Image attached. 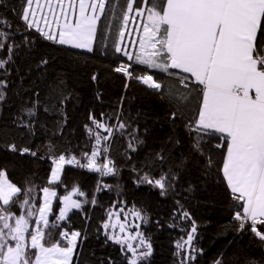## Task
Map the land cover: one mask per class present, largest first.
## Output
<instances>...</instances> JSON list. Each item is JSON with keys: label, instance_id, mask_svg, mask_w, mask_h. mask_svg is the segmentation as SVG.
<instances>
[{"label": "trees", "instance_id": "obj_1", "mask_svg": "<svg viewBox=\"0 0 264 264\" xmlns=\"http://www.w3.org/2000/svg\"><path fill=\"white\" fill-rule=\"evenodd\" d=\"M125 4L126 0H108L107 20L101 18L94 51L88 54L29 29L21 18L25 0H0V32L4 33L0 36L4 64L0 67V172L21 189L9 205L0 202V208L13 215V222L26 216L32 233L44 189L55 190L45 243L65 246L62 234L79 232L73 264H130L133 253L115 243L111 237L118 234L104 225H109L113 214L136 216V211L141 213L137 220L142 222L143 239L152 246L151 255L141 257L138 264L181 260L185 264H264V241L250 230V222L241 229V221L235 219L243 205L223 176L226 149L217 147L226 141L193 130L201 86L177 71L163 73L128 61L122 51H116ZM124 64L134 67L130 80L115 71ZM148 74L162 84L160 93L138 82ZM184 77L188 79L181 83ZM168 89L190 93L188 102L174 103ZM91 118L112 130L107 140L101 139L97 165L109 154L114 174L101 181L99 172L68 166L61 182L51 184L52 158L75 157L87 164L97 147L94 133H99ZM121 123L125 128L119 127ZM25 148L30 155L22 151ZM145 175L153 180L168 177L163 195L158 187L143 182ZM73 190L84 193L79 194L81 207L63 223L61 202ZM25 199L28 204L21 207ZM193 226L196 232L187 261L186 251L177 245L184 244ZM197 252L201 254L193 259Z\"/></svg>", "mask_w": 264, "mask_h": 264}, {"label": "snow or ice", "instance_id": "obj_2", "mask_svg": "<svg viewBox=\"0 0 264 264\" xmlns=\"http://www.w3.org/2000/svg\"><path fill=\"white\" fill-rule=\"evenodd\" d=\"M107 3L108 0H25L21 18L29 29H35L49 41L91 52L101 17L107 20ZM134 4L136 0H126L123 26L118 31L120 43L125 38L130 16L135 12L143 21L136 63L163 73L178 69L190 74L194 84L202 86L198 118L193 130L220 134L221 139L226 141L217 147L226 149L223 176L234 198L243 205L242 213L237 212L235 219L241 221V229L250 222V230L264 241V227H257L264 226V0H140L135 8ZM3 35L0 32V36ZM120 43H117L116 51H123L130 60L133 59L127 50L120 47ZM3 66L0 62V67ZM128 68L129 65L125 64L115 71L130 76ZM140 79L152 89L160 90L162 87L152 75ZM187 79L182 78L181 83ZM183 86L188 87L186 83ZM167 94L178 105L188 102L190 96V93L180 92L179 89H168ZM91 119L97 128L104 129L109 135L101 138L99 133H94L97 147L87 164H80L75 157L66 160L63 155L55 159L53 181L60 179L66 163L87 167L104 175L114 174L111 161L97 165L101 139L107 140L112 130L95 118ZM119 127L123 129L125 125L121 123ZM10 147L13 151L17 150L15 145ZM193 147H198V144ZM22 151L29 150L25 148ZM167 179V176H162L153 180L148 175L142 178L143 182L161 189L162 195ZM20 193L21 189L0 172V201L3 205L12 203ZM79 194L84 195L82 192ZM55 196V191L44 189V206L38 210L39 219L32 233H29L31 225L26 216H18L13 222V215L0 208V264H72L79 232L70 235L64 232L62 235L67 245L63 247L58 242L45 243L43 229L49 226L47 217ZM63 201L60 219H64L72 208L81 207L70 196H64ZM27 204L25 199L21 207ZM135 215L141 217L139 211ZM187 215L185 212L184 216ZM120 231H124L122 224ZM195 232L193 226L191 233ZM140 235L137 233V236ZM111 238L117 244H126L127 250L133 253L130 264H138L141 257L151 255L152 246L144 239L140 240V244L146 250L137 256L129 240L115 235ZM193 238L194 235H188L184 244L177 247L191 246Z\"/></svg>", "mask_w": 264, "mask_h": 264}, {"label": "rangeland", "instance_id": "obj_3", "mask_svg": "<svg viewBox=\"0 0 264 264\" xmlns=\"http://www.w3.org/2000/svg\"><path fill=\"white\" fill-rule=\"evenodd\" d=\"M106 7H107V4H106ZM106 10V8H105ZM102 18V17H101ZM134 21V22H133ZM43 26V25H42ZM142 26H143V21L141 20L140 17H137L135 15V13H132L131 16H130V21H129V25L127 27V29H125V38L123 40L122 43H120V47L123 49V50H127L129 52V54H131L133 56V59H129L128 56L125 55V57L127 58L128 61H135V55L136 53L139 51V40L142 36ZM35 30V29H34ZM36 31V30H35ZM41 34V33H40ZM42 35V34H41ZM43 36V35H42ZM44 37V36H43ZM45 38V37H44ZM53 42V41H52ZM60 45V44H59ZM61 46H64V47H67V48H70V49H73V50H76V51H79V52H84V53H88V54H92L93 51H94V46H95V41H94V44H93V50L91 52L87 51L86 49H77V48H73L69 45H61ZM123 53V51H122ZM152 69V68H151ZM148 75H151V74H148ZM154 78V77H153ZM155 79V78H154ZM156 80V79H155ZM100 156V153L98 155V157ZM98 157H97V160H98ZM55 169V167H54ZM64 170V169H63ZM63 174V172H62ZM62 174L60 176V179L58 181H53L55 183H59L61 178H62ZM51 191H55V190H51ZM56 192V191H55ZM77 191L76 190H73L71 191L70 193H76ZM56 196H57V192H56ZM55 196V197H56ZM52 198V207H51V212H52V209H53V205H54V202L56 200V198ZM55 199V200H54ZM2 202V201H1ZM43 206H44V196H43ZM42 206V207H43ZM51 212L48 214V221H49V218H50V215H51ZM44 231V229H43ZM70 235V234H69ZM79 240H80V235L79 237L77 238V246H76V249L73 253V256H72V264L74 263V259H75V256H76V252H77V248H78V244H79ZM66 243H67V240H65ZM9 243L11 244H14L15 242L13 241H9ZM47 245V244H46ZM67 245V244H66ZM65 245V246H66ZM62 247L64 245H61Z\"/></svg>", "mask_w": 264, "mask_h": 264}, {"label": "flooded vegetation", "instance_id": "obj_4", "mask_svg": "<svg viewBox=\"0 0 264 264\" xmlns=\"http://www.w3.org/2000/svg\"><path fill=\"white\" fill-rule=\"evenodd\" d=\"M137 218L138 217L134 215L120 217L116 214L115 215L113 214L109 222V227H111L113 233L118 234L117 237H119L122 240H128L129 237H135V239H131L132 241L129 242L132 244L133 248L136 249V253H139L141 250H144V248H142V245L140 244V240L143 239L142 231H140L141 234L140 236L136 235L138 231L137 223L139 222ZM117 220H119V223H117ZM121 224L124 226V231H126L127 233L126 237L120 236ZM121 245L127 246L126 244H121Z\"/></svg>", "mask_w": 264, "mask_h": 264}, {"label": "built area", "instance_id": "obj_5", "mask_svg": "<svg viewBox=\"0 0 264 264\" xmlns=\"http://www.w3.org/2000/svg\"><path fill=\"white\" fill-rule=\"evenodd\" d=\"M124 65H125V64H124ZM126 65H129V64H126ZM133 69H134V67L131 66V65H129L128 71H129V73L131 74L130 76L125 75L123 72H118V73L124 75L128 80H130V79H132V77H133V74H132V73H133ZM153 79H154V78H153ZM138 82L142 83L147 89H149V90H151V91H154V92L160 93L161 90H162V87H161L160 90H156V89H152V88H150L149 86L145 85V84L142 82V79H138ZM27 154L30 155L31 152H30V151H27ZM55 159H56V158H52V159H51V162H52V164L54 165V167H55V164L53 163V161H54ZM109 161H111V165H110V166L113 167V160H112V158L110 157V155L108 154V155L104 158L103 163H108ZM67 166H69V167L72 168V169H78V168H79V166H78L77 164H68V165L65 164L63 169H65ZM86 168H87V167H86ZM87 169L90 170L89 168H87ZM110 177H111V175H104L102 172H99V179H100L101 181H105L106 179H108V178H110ZM50 182H51V184H58V183H55V182L52 181V176H51V180H50ZM101 192H102V190L99 188V190H98V194H100ZM199 254H201V252H197L196 255H195V257H194V259H195ZM179 264H185V261H184V260H181V261L179 262Z\"/></svg>", "mask_w": 264, "mask_h": 264}, {"label": "water", "instance_id": "obj_6", "mask_svg": "<svg viewBox=\"0 0 264 264\" xmlns=\"http://www.w3.org/2000/svg\"><path fill=\"white\" fill-rule=\"evenodd\" d=\"M103 124H105V123H103ZM97 129H98V132H99L101 135H103V136H108V135H109L107 132L104 131V129H100V128H97ZM68 196H70L72 200H76V201H77V198H78V199L80 198L79 193L69 194ZM77 202H78V201H77ZM61 203H62V208H63V207H64V201H63V199H62V202H61ZM75 211H77V208H72L70 211L67 212L66 217H65L64 219H61V221H62L63 223L66 222V221L70 218V216H71ZM59 218H60V217H59ZM141 227H142V222L139 221V222L137 223V228H138L137 233H140V231H141ZM5 231H7V230H5ZM137 233H136V235H137ZM191 235H193V234H191ZM120 236H121V237H126V236H127L126 231H123V232L120 231ZM128 240H129V241H132L131 239H128ZM193 242H194V239H193L192 242H191V246H184V247H183V249L186 251V259H187V261H189L190 256H191V250H192V248H193Z\"/></svg>", "mask_w": 264, "mask_h": 264}, {"label": "crops", "instance_id": "obj_7", "mask_svg": "<svg viewBox=\"0 0 264 264\" xmlns=\"http://www.w3.org/2000/svg\"><path fill=\"white\" fill-rule=\"evenodd\" d=\"M170 70H173V71H177V72H179L180 74H182V75H185V76H188V77H190V74H187V73H183V72H181L180 70H178V69H170ZM191 78V77H190ZM193 80H194V78H192ZM202 87V86H201ZM213 134V133H212ZM215 135H218V136H220V134H215ZM227 182V181H226ZM230 189V188H229ZM1 202V201H0ZM2 203V202H1Z\"/></svg>", "mask_w": 264, "mask_h": 264}]
</instances>
